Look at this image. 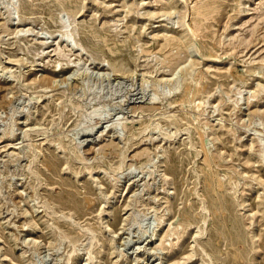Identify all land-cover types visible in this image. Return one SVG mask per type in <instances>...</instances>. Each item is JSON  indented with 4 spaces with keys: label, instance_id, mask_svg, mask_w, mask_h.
<instances>
[{
    "label": "rangeland",
    "instance_id": "obj_1",
    "mask_svg": "<svg viewBox=\"0 0 264 264\" xmlns=\"http://www.w3.org/2000/svg\"><path fill=\"white\" fill-rule=\"evenodd\" d=\"M0 264H264V0H0Z\"/></svg>",
    "mask_w": 264,
    "mask_h": 264
},
{
    "label": "bare ground",
    "instance_id": "obj_2",
    "mask_svg": "<svg viewBox=\"0 0 264 264\" xmlns=\"http://www.w3.org/2000/svg\"><path fill=\"white\" fill-rule=\"evenodd\" d=\"M74 6V5H73ZM168 6V5H167ZM170 7V6H169ZM15 8V7H14ZM14 8H12V10L10 11V12H8L7 14H8V20H11V17L13 16V13H14ZM16 10V9H15ZM201 13V12H200ZM213 17V16H212ZM206 19V18H205ZM26 20V19H25ZM23 21V20H22ZM203 22H205V21H203ZM201 26V25H200ZM73 29H74V27H73ZM196 29V28H195ZM75 31V30H74ZM73 31V33H75ZM71 32H72V30H71ZM194 36V35H193ZM61 41H62V43H66V45L69 47L73 42H74V36H73V34L72 33H70V34H65L64 32L63 33H61ZM63 58V57H62ZM122 59V58H121ZM120 61H122V60H120ZM115 65V64H114ZM117 65V64H116ZM116 68V67H115ZM118 68V67H117ZM123 68H121V70H122ZM116 71H117V69H115ZM120 70V71H121ZM118 71H119V68H118ZM15 79L17 78V75L14 77ZM17 80H18V78H17ZM47 80H48V78H42V82H47ZM49 81V80H48ZM198 82V81H197ZM199 85V84H198ZM191 90V89H190ZM199 88L196 86L195 87V89H194V91L191 93V98H194L199 92ZM161 97H165V95L164 94H162L161 95ZM186 99V98H185ZM200 106H201V104L199 103L198 105H197V108L199 109L200 108ZM117 130V129H116ZM89 134H91V133H89V132H86V134H85V137H87V136H89ZM201 138H200V140H201V143L203 144V140H202V136H200ZM69 154H70V152H69ZM219 185V184H218Z\"/></svg>",
    "mask_w": 264,
    "mask_h": 264
}]
</instances>
